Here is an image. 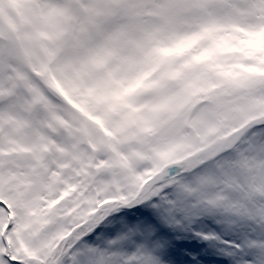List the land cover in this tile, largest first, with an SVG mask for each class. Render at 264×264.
<instances>
[{
  "label": "snow or ice",
  "instance_id": "1",
  "mask_svg": "<svg viewBox=\"0 0 264 264\" xmlns=\"http://www.w3.org/2000/svg\"><path fill=\"white\" fill-rule=\"evenodd\" d=\"M0 264H264V0H0Z\"/></svg>",
  "mask_w": 264,
  "mask_h": 264
}]
</instances>
